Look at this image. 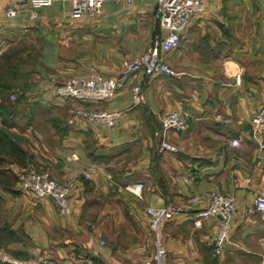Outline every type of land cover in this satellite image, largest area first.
<instances>
[{"label":"crops","instance_id":"crops-1","mask_svg":"<svg viewBox=\"0 0 264 264\" xmlns=\"http://www.w3.org/2000/svg\"><path fill=\"white\" fill-rule=\"evenodd\" d=\"M202 4L178 48L164 57L173 76L137 72L111 99L84 105L55 99L53 86L72 78H117L123 61L166 36L154 23L156 0L105 2L97 19H74L71 3L57 1L36 20L24 0H0V35L31 33L41 53L20 105L26 116L13 131L28 142L22 147L32 168L70 185L69 213L60 214L51 199L0 184V233L10 238L2 242L4 253L57 264H143L152 252L145 209L172 204L199 211L215 191L232 196L236 210L222 255L213 257L208 245L214 218L195 224L179 216L162 229L166 264H264V221L254 206L256 196L264 197V149L250 126L264 106L262 0ZM15 7L19 16L7 17ZM80 108L121 116L109 128L74 118ZM177 111L188 115L187 129L167 133L174 152L159 151L153 132ZM234 140L239 146L230 145ZM0 162L3 174L23 169L8 158ZM84 166L92 169L90 180ZM139 182L141 200L123 189ZM194 197L199 201L190 204Z\"/></svg>","mask_w":264,"mask_h":264},{"label":"built area","instance_id":"built-area-1","mask_svg":"<svg viewBox=\"0 0 264 264\" xmlns=\"http://www.w3.org/2000/svg\"><path fill=\"white\" fill-rule=\"evenodd\" d=\"M57 1L71 3L70 16L74 19L86 17L99 18L101 8L105 2L116 0H24L31 20L38 18V11L52 6ZM131 4L132 0H125ZM202 0H156L153 15L155 26L158 30H165L166 36L154 37L147 50L140 56L123 61L121 72L117 78L100 79L94 77L72 78L53 86V96L60 101H74L80 104H99L111 99L115 93L122 89L126 79L137 72H142L147 77L158 75L173 76V71L164 62V57L176 50L180 37L191 24L192 20L202 12ZM21 13V8L15 7L8 10L7 17L15 18ZM262 32L264 37V0H262ZM134 99L140 102L139 88L132 89ZM121 112L106 110H75L74 118H84L106 127H113L120 118ZM72 123V122H71ZM188 115L182 111L172 112L160 120V126L153 132L158 141L159 151L174 152V148L166 141L168 132L182 133L187 129ZM250 126L253 139L260 150L264 149V106L260 107L251 117ZM233 147L239 146V141L230 142ZM74 160H78L73 156ZM92 169L84 166L82 174L87 180L91 179ZM17 188L30 197L41 200L51 199L60 214L69 213L70 185L62 184L45 172H34L22 169L17 174ZM124 191L137 199H142L143 183H132L124 186ZM199 198L194 197L190 204L197 203ZM255 211L264 221V197L256 196ZM234 199L232 196L222 195L212 191L206 196V206L199 211L189 212L188 207L167 204L160 208L147 207L145 214L148 218L147 232L152 243V253L144 260L143 264H166V250L163 242V226L172 219L185 216L195 224L208 218L217 222L216 233L208 242L212 255L219 258L231 231L230 220L235 215ZM103 245V243H101ZM1 264H57L50 258L22 260L14 258L0 250Z\"/></svg>","mask_w":264,"mask_h":264},{"label":"rangeland","instance_id":"rangeland-1","mask_svg":"<svg viewBox=\"0 0 264 264\" xmlns=\"http://www.w3.org/2000/svg\"><path fill=\"white\" fill-rule=\"evenodd\" d=\"M40 56L38 38L33 37L31 33H26L24 36L0 35V159L8 158L17 165L23 166V169L48 173L46 170H36L31 167L30 159L27 158V153L22 147V143L25 142L24 137L13 131V127L22 124L26 116L21 111L20 105L25 98L24 90L29 89L33 84ZM20 126L25 128V125ZM5 137L8 138L7 141ZM8 140L12 143H8ZM3 165L6 166L5 163ZM3 165L0 162V184L15 186L18 191L17 175L3 174L1 172ZM1 209L0 204V211ZM8 239L9 236L0 233V250L2 242Z\"/></svg>","mask_w":264,"mask_h":264},{"label":"trees","instance_id":"trees-1","mask_svg":"<svg viewBox=\"0 0 264 264\" xmlns=\"http://www.w3.org/2000/svg\"><path fill=\"white\" fill-rule=\"evenodd\" d=\"M5 139H6V141H7L8 138L5 137ZM8 143H10L9 140H8ZM11 143H12V142H11ZM11 143H10V144H11ZM10 146H11V145H10ZM16 148H17V146H16ZM17 149H18V148H17ZM18 150H19V149H18Z\"/></svg>","mask_w":264,"mask_h":264}]
</instances>
